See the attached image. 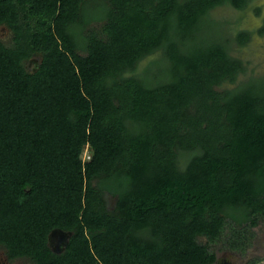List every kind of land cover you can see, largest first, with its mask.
<instances>
[{"label":"trees","instance_id":"obj_1","mask_svg":"<svg viewBox=\"0 0 264 264\" xmlns=\"http://www.w3.org/2000/svg\"><path fill=\"white\" fill-rule=\"evenodd\" d=\"M251 1L0 0L10 261L214 264L220 244L247 253L264 223V75L239 54L253 31L215 10ZM55 228L72 232L61 253L48 244Z\"/></svg>","mask_w":264,"mask_h":264},{"label":"rangeland","instance_id":"obj_2","mask_svg":"<svg viewBox=\"0 0 264 264\" xmlns=\"http://www.w3.org/2000/svg\"><path fill=\"white\" fill-rule=\"evenodd\" d=\"M260 8V13L257 12V9ZM215 12L219 16H230L233 18V21L238 20V17H242L241 23L251 31H253V36L248 46H245L241 52L244 59L248 63H250L251 73H254L256 76L264 75V33H260L258 30L264 25V0H252L249 4V7L246 8V12L237 11L235 8L231 6H223L219 9L215 10ZM97 24L96 26H99ZM0 38L9 42L11 38V32L5 26L0 27ZM239 47L237 45L234 46V51L239 52ZM37 59V63L34 61H28V68L31 70L36 69L39 64V59ZM85 153H83V157ZM107 198L114 203V199L107 195ZM256 232L255 239L253 241V245L248 250L247 255L239 256V253L232 252V250L224 249L222 245H215L213 249L215 250L216 255L219 257L225 256L230 257L235 261L234 264H251L254 259H260L253 264H264V223H260L258 226L254 228ZM237 257V259L235 258ZM0 264H30L26 260L18 259L15 261H10L8 256L6 255L3 249H0Z\"/></svg>","mask_w":264,"mask_h":264},{"label":"water","instance_id":"obj_3","mask_svg":"<svg viewBox=\"0 0 264 264\" xmlns=\"http://www.w3.org/2000/svg\"><path fill=\"white\" fill-rule=\"evenodd\" d=\"M31 61L37 63V59L35 58H32ZM71 235L72 232H67L61 228H55L49 234L48 244L53 251L61 253L68 245Z\"/></svg>","mask_w":264,"mask_h":264},{"label":"flooded vegetation","instance_id":"obj_4","mask_svg":"<svg viewBox=\"0 0 264 264\" xmlns=\"http://www.w3.org/2000/svg\"><path fill=\"white\" fill-rule=\"evenodd\" d=\"M251 248V247H250ZM250 248L248 249V250H250ZM232 252H234V251H232ZM248 252V251H247ZM235 253V252H234ZM247 255V253L245 254V256ZM239 256H244V255H242V254H240L239 253ZM235 258V257H234ZM235 259H237V257L235 258ZM235 263V261L234 260H232L230 257H225V256H217L216 255V260H215V263L214 264H234Z\"/></svg>","mask_w":264,"mask_h":264},{"label":"built area","instance_id":"obj_5","mask_svg":"<svg viewBox=\"0 0 264 264\" xmlns=\"http://www.w3.org/2000/svg\"><path fill=\"white\" fill-rule=\"evenodd\" d=\"M88 152V150L86 151V153Z\"/></svg>","mask_w":264,"mask_h":264}]
</instances>
